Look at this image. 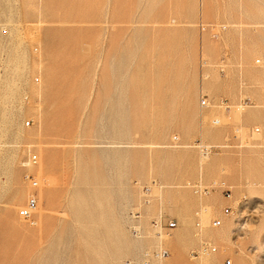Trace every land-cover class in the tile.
Here are the masks:
<instances>
[{"label": "rangeland", "instance_id": "1", "mask_svg": "<svg viewBox=\"0 0 264 264\" xmlns=\"http://www.w3.org/2000/svg\"><path fill=\"white\" fill-rule=\"evenodd\" d=\"M263 100L264 0H0V264H264Z\"/></svg>", "mask_w": 264, "mask_h": 264}, {"label": "built area", "instance_id": "2", "mask_svg": "<svg viewBox=\"0 0 264 264\" xmlns=\"http://www.w3.org/2000/svg\"><path fill=\"white\" fill-rule=\"evenodd\" d=\"M216 36V35H214ZM36 82H38V79H35ZM224 101H219L217 102L216 105H223ZM246 105V104H245ZM263 105H264V100H263ZM200 106L203 108H207L210 106V103L208 102L207 99L202 98L200 101ZM32 122L31 121H26L25 122V126H30ZM255 132H258L259 129L255 128L254 129ZM236 138V136H235ZM174 142H177L178 139L174 138L173 139ZM200 154L203 157H208L209 154H211L212 152V148L207 147L205 145L202 144H198L195 146ZM264 147V144H263ZM37 156L36 155H32L31 157H29L24 163L23 166L25 167H30V166H34L37 165ZM25 181H27V183L29 184L30 188L32 189H37L39 186L38 180L31 174L27 173L24 176ZM158 185L153 182V185L150 186H146L142 188L143 191V199H142V205L148 204L149 200H150V196L152 193V189H154L155 187H157ZM195 191L196 192H200L201 191V187L200 186H195ZM212 189H217L220 190L221 193L223 194V196L227 199H229L231 197V192L230 189L224 184V183H220V184H216L214 183L212 185ZM203 191H205L204 193H206L207 189H203ZM37 206H38V201H37V196L36 193H31L28 195L27 200H26V204L21 207L18 211V216L19 218L25 220V221H32L34 218V215L37 211ZM232 213V209L230 207H226L223 209L222 214L223 216H230ZM141 216V205L138 206V208L133 211L131 213V217L132 219L136 222L137 219H139ZM153 227L155 229V233L156 235H158L159 237H161L162 235L168 236L169 235V231L173 230L176 228L177 223L173 220H169L166 223H164V218L162 215H159L158 217H156L153 221H152ZM222 225V220L219 218L214 219L211 222V227L213 228H219ZM133 228V232L135 234H139V227H132ZM137 228V229H136ZM208 244H203L202 249L200 250L201 254H206L209 247ZM168 252L166 250H163L160 246L156 247L155 249H153L151 252H147L146 253V257L148 258H154L155 260H161V259H165L168 257Z\"/></svg>", "mask_w": 264, "mask_h": 264}, {"label": "bare ground", "instance_id": "3", "mask_svg": "<svg viewBox=\"0 0 264 264\" xmlns=\"http://www.w3.org/2000/svg\"><path fill=\"white\" fill-rule=\"evenodd\" d=\"M241 108V107H240ZM214 123H217V121H215ZM206 158L207 157H204V160H206ZM49 199H50V196L49 195H47V200L49 201ZM138 228V227H137ZM136 228V229H137ZM165 237H159L158 239H157V246H160V243H161V245H162V242L165 240L164 239ZM228 264H230V263H228Z\"/></svg>", "mask_w": 264, "mask_h": 264}]
</instances>
